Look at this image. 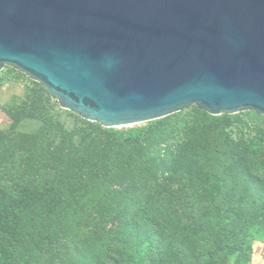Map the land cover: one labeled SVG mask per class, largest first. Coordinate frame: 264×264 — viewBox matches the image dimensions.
Returning <instances> with one entry per match:
<instances>
[{
	"label": "water",
	"instance_id": "1",
	"mask_svg": "<svg viewBox=\"0 0 264 264\" xmlns=\"http://www.w3.org/2000/svg\"><path fill=\"white\" fill-rule=\"evenodd\" d=\"M104 127L264 115V0H0V71Z\"/></svg>",
	"mask_w": 264,
	"mask_h": 264
},
{
	"label": "trees",
	"instance_id": "2",
	"mask_svg": "<svg viewBox=\"0 0 264 264\" xmlns=\"http://www.w3.org/2000/svg\"><path fill=\"white\" fill-rule=\"evenodd\" d=\"M40 104L33 102L32 106ZM229 121L213 118L199 132L192 129L178 140L177 132L165 131L161 124L145 129L103 128L105 137L81 129V154L63 159V171L96 166L101 177L98 183L105 186L102 209L113 211L116 196L106 187L109 184L104 177L131 171L136 162L129 150L142 149L146 146L142 142L150 144L144 148L145 157L162 174L182 183L171 195L158 184L133 195L114 230V240L108 233L90 236L76 227L87 207L94 205L93 196L101 192V188L91 189L93 180L64 181L59 166L51 161L35 163L37 171L29 173L36 153L26 146L28 139L9 155L0 153V166L6 160L14 172L12 181L0 187V264H106L107 236L114 246L110 259L118 264H173L172 260L203 264L214 244L203 241L198 245L192 227L203 225L200 234L209 235L219 228L227 240H234L250 227L258 212L264 213V179L260 175L264 148L254 142L241 148L230 144L223 132ZM4 137L0 132V143ZM58 239L64 240V253L41 250L55 241L57 244Z\"/></svg>",
	"mask_w": 264,
	"mask_h": 264
},
{
	"label": "rangeland",
	"instance_id": "3",
	"mask_svg": "<svg viewBox=\"0 0 264 264\" xmlns=\"http://www.w3.org/2000/svg\"><path fill=\"white\" fill-rule=\"evenodd\" d=\"M33 102H40V107L34 108ZM30 113L35 116L28 115ZM213 118L230 120V124L223 127V132L230 144L241 148L254 142L264 148V115L255 110L213 115L202 110L198 105L192 104L156 120L127 127L108 128L63 108L57 98L52 97L38 80L30 77L27 73L10 65H4L0 71V132L6 135L3 142L0 143V153L4 152V156L9 155L12 148L21 147L20 142L28 139V143H25L26 146L34 149L36 153L32 160L34 165L29 166V173L37 171L35 163L51 161L49 162L51 165L59 166L60 177L64 181L93 180L94 182L90 183L91 189L101 188V192L99 195L93 196L94 205L87 207L86 212L84 210L85 214L76 224L77 228L83 229L90 236L97 232H103L108 233L114 240V230L118 227L121 219L125 217V211H127L125 205L130 202L133 195L156 184L160 185L162 190H166L168 195H171L173 191L181 187L182 183L180 179H172L173 177L162 174L157 166L145 157L144 148L150 144L149 141L142 142L143 146L146 145L142 149L129 150L128 155L136 162H134L135 166L131 171L121 170L118 175L104 177L103 181L109 184L106 187L112 189L116 196L111 204L113 211L102 209L100 201L103 198L102 189L105 190V186L98 183L101 177L96 166L86 170L63 171L65 168L63 159L81 154L80 151L84 145L81 142L82 128L92 135L105 137L107 134L103 128L119 130L161 124L163 130L177 132L175 139L178 140L184 133L192 129L197 128L199 132L204 125L212 123ZM96 124L102 128L97 127ZM12 173L14 174L13 170L9 169L6 160L3 161L0 166V187H4L7 182L12 181ZM260 175L264 179V171L260 172ZM251 223L250 227L241 233L245 237L239 234L234 237V240H227L219 228H214L212 235H209L208 232L200 234L203 225L192 227L190 232L198 245L203 241L214 244L211 249H208L207 256L202 261L203 264H264V213L258 212L251 219ZM107 238L108 241L104 245L106 247L108 244V248L104 250V255L109 259L106 264H118L111 261L112 258L110 259L111 253L114 252V246L111 239L108 236ZM239 239L243 246H240ZM57 242L56 244L55 241L52 247L45 245L41 250L44 253L51 251L53 255L64 253L67 248L64 245V240L58 239ZM54 258L56 257L54 256ZM172 262L176 264L174 260Z\"/></svg>",
	"mask_w": 264,
	"mask_h": 264
}]
</instances>
